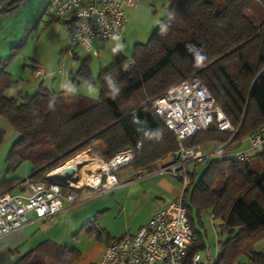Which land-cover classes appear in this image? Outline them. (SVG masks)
Instances as JSON below:
<instances>
[{"label": "trees", "instance_id": "1", "mask_svg": "<svg viewBox=\"0 0 264 264\" xmlns=\"http://www.w3.org/2000/svg\"><path fill=\"white\" fill-rule=\"evenodd\" d=\"M24 1L9 0L0 13L16 11ZM167 3L156 32L136 46L133 70H124L129 59L120 51L114 52L112 63L97 79L90 60L84 61L82 75L101 91L97 100L75 99L70 91L56 92L44 84L35 95L10 98L7 94L17 81L8 71L10 60L0 59V116L20 137L9 157L8 175L0 182V194L21 184L23 179L7 178L26 163L34 172L25 183L49 181L52 172L107 138L120 153L137 155L132 165L138 170L179 152L178 139L152 111L150 101L193 75L206 85L235 132L220 131L214 121L209 130L186 139L184 148L214 151L227 144L235 151L246 145L249 135L264 124V0ZM45 13L51 15L49 8ZM162 28L167 29L163 34ZM107 76L120 88L115 99L108 94ZM5 135L0 130V146ZM199 164L206 168L201 175L197 168L189 172L182 198L197 237L188 261L206 249L197 226H203L202 213L211 210L225 236L218 264H264V251L256 248L264 241V147L249 163H236L224 152ZM75 259L68 248L46 241L14 264H75Z\"/></svg>", "mask_w": 264, "mask_h": 264}, {"label": "built area", "instance_id": "2", "mask_svg": "<svg viewBox=\"0 0 264 264\" xmlns=\"http://www.w3.org/2000/svg\"><path fill=\"white\" fill-rule=\"evenodd\" d=\"M140 1L50 0L49 12L63 24L70 38L65 55L74 57L76 51L82 49L99 56L101 49L94 48L96 41L101 44L109 41L123 43L128 20L126 9L136 8ZM135 67L136 62L129 60L124 70L131 71ZM47 75L48 72L43 68L38 65L34 67L36 79H43ZM150 105L152 111L176 136L180 144V151L170 154L173 162L163 168L162 172L180 178L185 190L189 184L188 164L207 163L214 157L223 155L228 145L214 151H204L200 147L186 149L182 143L198 132L209 130L214 121H217L220 131L235 130L206 85L195 75L184 79L162 96L150 101ZM263 147L264 124L249 135L244 147L232 152V161L249 163L253 152ZM140 149L141 144L138 146V150ZM122 156L128 157V160L115 167V170L137 159L130 151ZM51 176V174L47 176L49 181H27L24 186L20 185L22 188L20 191L0 194V240L26 227L31 222L30 213H34L39 221L45 223L53 221L66 206L75 203L79 188L98 192L101 190V187L91 189L87 186L62 184ZM109 182L110 180L108 184ZM63 186L69 190L66 197ZM108 187L110 185L105 188ZM182 198L183 195L168 204L136 234L128 232L112 241L105 248L99 264H218L220 254L213 256L210 250L206 251L205 258L198 252L191 261H188L189 249L196 240V235Z\"/></svg>", "mask_w": 264, "mask_h": 264}, {"label": "rangeland", "instance_id": "3", "mask_svg": "<svg viewBox=\"0 0 264 264\" xmlns=\"http://www.w3.org/2000/svg\"><path fill=\"white\" fill-rule=\"evenodd\" d=\"M49 1L25 0L16 11L11 13L2 12L0 14V59L3 61L10 60L8 71L17 81L7 95L10 98L18 97L20 93L35 95L39 91L41 84H44L45 87L56 92H67L69 91L68 88L71 87L75 89L74 92L70 91L76 95L75 99L82 97L97 100L101 96V91L95 82L85 79L84 75H82L81 70L84 61L86 59L90 60L89 64L93 70L94 78L97 79L101 70L112 63L114 48H117L119 45L120 47L117 51L122 52L128 58L134 54L137 46L136 42L138 41L140 44L147 43L153 32H146L137 25H134L133 27L131 26L129 32V42H123L124 44H122L109 41L106 44V48L102 50L104 52L101 56H94L82 49H78L77 54L79 55V59L77 57H69L65 55V51L68 49L70 43L67 31L60 22L52 20L53 17L50 14H45V11L49 8ZM4 3L1 2V7L4 6ZM164 16L165 12L162 18ZM36 65L48 72V75L43 79L38 80L33 77L32 70ZM64 77H66V80H64ZM79 109H81L80 105L78 107L74 106V113L79 112ZM5 119L9 122L7 118ZM14 131L16 134L15 129ZM8 137L7 133L0 146V167H6L0 173V182L8 175L10 169L9 157L14 145L20 138L18 133L16 139L15 137H9L8 141ZM95 147L99 152V158L104 159L109 164L117 156L124 154L119 152L116 144H112L110 139L103 140L102 145L97 144L93 148ZM134 155L138 158L135 153ZM135 161L129 162V164L118 170H120V173L128 169L136 170V167L132 165ZM27 168L23 165L22 168H19L11 176L13 178L23 179L22 181L28 180L31 174L27 173ZM187 168L188 172H193V169L197 168L198 174L201 175L206 165L189 163ZM118 170L114 169L111 171V174L107 175L104 174L103 170H100L99 173L103 175L102 184L99 186L101 187L100 192L89 190L88 188H79L75 203L67 206L63 212L54 217L53 221L40 223L37 226L38 228L32 231H25V236H32L33 239H30V244L26 243L20 246L22 256L34 250V248L43 242L53 241L62 247L68 248L70 257L77 255L75 264H92V259L96 254L98 255L102 246L112 241L111 238H121L128 233L126 231L122 235L112 237L111 230L112 233L115 232V227L119 229L116 234L122 232V219L116 217L117 220H115L114 215L106 216L105 212L98 214L97 211L99 206L104 207L113 201L111 191L105 187L110 185L108 184L110 177ZM80 173L81 171L77 172V174ZM22 181L21 184L15 186L12 190L13 192L22 190L20 185L24 186L25 184V181ZM67 195H69L68 190L64 192V196L66 197ZM116 200H118V196ZM211 213L210 211L202 213V223L205 224V227L200 225L198 227L203 229L205 233L207 250L211 248L214 256H217L216 246L218 240H222V236L220 235L218 238L216 228L212 223ZM218 225L219 222H217V230L220 232L221 228ZM256 247L257 250L263 251L264 242H260ZM20 251L17 248L15 249L14 245L12 247L9 246L6 241L1 242L0 264H11L14 258L20 254ZM203 252L205 250H201L200 253L202 254Z\"/></svg>", "mask_w": 264, "mask_h": 264}, {"label": "crops", "instance_id": "4", "mask_svg": "<svg viewBox=\"0 0 264 264\" xmlns=\"http://www.w3.org/2000/svg\"><path fill=\"white\" fill-rule=\"evenodd\" d=\"M1 8L2 7H1V2H0V11H1ZM167 8H168L167 0H141L136 8L126 9L128 20L126 24V33H125L124 43L129 42V32L131 30V26L133 27L134 25H137L138 27H140L146 32H149V33L153 32L152 33L153 35L160 25L163 13L165 12L166 14ZM50 16L53 17L52 20H56L60 22L52 14ZM106 44L107 43L101 44L98 41L94 43V48L96 50L101 49V54L99 56L103 54L104 51L102 52V50L106 48ZM138 44H140V42L137 41L136 45ZM87 53L93 54L89 52ZM133 55L129 56L128 59L133 60L132 59ZM75 57L79 59V55L77 54V51L75 53L74 58ZM32 72H33L32 73L33 77L35 78L34 69L32 70ZM64 80H66V77H64ZM1 129L5 131L6 134L8 133V136L10 138L15 137L16 139L17 133L15 134V131L12 125L5 118L0 116V130ZM9 137H8V141H9ZM107 139H110L111 143L114 144L111 138H107ZM102 142L103 141H101L98 145H102ZM201 149H203L204 151H207L204 148H201ZM233 150L234 149L227 148L225 151V154L231 158ZM256 152L258 153L260 152V150L253 152V154ZM172 162H173V157L169 155L168 157L156 162L155 164L151 165L148 168H143L140 170L128 169L121 173H120V170H118L114 173L113 176L110 177V179L114 178L115 182L111 183L110 187L106 189L111 191L113 201H111L109 204H107L104 207L99 206L97 211H98V214L105 212L106 216L114 215L115 220H117L116 217H120L122 219V223H123L122 228H121L122 232H119L118 234L116 233L119 231V229L115 227L114 224L111 223L112 226L116 228V231L113 233L111 230V235L113 234L112 237H116V235H122L126 231L136 234L142 226L147 224L156 214L162 211L168 204L178 200L183 195L184 187L182 184V180L169 173L162 172V169ZM25 166L26 168L28 167L27 173L32 174L34 172V167L32 164L26 163ZM5 168H6L5 166L0 167V173L1 171H4ZM8 179H13V177L9 176ZM117 196H118V200H116ZM209 211L212 212L211 210ZM29 217H30L31 222L26 227L20 229L19 231L11 235H8L2 238L0 240V243L3 241H6V243L9 246L12 247V245H14L15 249L17 248L19 249V251H20L21 245L26 244V243L30 244L31 243L30 239L32 240L33 237L25 236L26 234L25 231L27 230L32 231L38 228L37 227L38 224L45 223V222L37 220L36 215L34 213H30ZM217 222H219L218 226L220 227L221 221L214 220L213 215H212V223H213V226L216 228L218 238L220 235L222 236V240L220 241L217 238L218 243L216 246V249H217L216 252L218 255L220 254V250L222 248V242L225 240V236L221 234L222 232H219L217 230ZM204 225L205 224H203V226ZM30 227L32 228L28 229ZM197 230L199 234L203 237V240L205 242V233L203 232V229L197 226ZM111 239L113 240L116 238H111ZM108 244H105L104 246L101 247L98 255L96 254V256L92 259L93 260L92 264H99V262L102 259L104 250L108 246ZM205 245H206V249H204L205 252H203L202 254L200 253L203 258L206 257V251H207L206 242H205ZM208 250H210V252L214 256V252L212 251V249L208 248ZM21 257H22V254L20 251V254L14 258L11 264H14Z\"/></svg>", "mask_w": 264, "mask_h": 264}, {"label": "bare ground", "instance_id": "5", "mask_svg": "<svg viewBox=\"0 0 264 264\" xmlns=\"http://www.w3.org/2000/svg\"><path fill=\"white\" fill-rule=\"evenodd\" d=\"M127 160L128 157L120 154L111 164L106 163L104 159L99 158V152L95 147L85 151L64 167L53 172L51 177L61 179L67 184L88 186L95 189L102 184L103 175L99 173L100 170H103L105 175L111 174L115 167L127 162ZM78 171L81 173L77 174ZM114 182V178H111L110 184Z\"/></svg>", "mask_w": 264, "mask_h": 264}, {"label": "clouds", "instance_id": "6", "mask_svg": "<svg viewBox=\"0 0 264 264\" xmlns=\"http://www.w3.org/2000/svg\"><path fill=\"white\" fill-rule=\"evenodd\" d=\"M166 30H167L166 28H162V29H161L162 34L165 33ZM119 47H120V46L118 45L117 48H114V49H113V52H116V51L118 50ZM192 47H193V46H189L190 49H191ZM200 59H202V57H201ZM105 80H106L107 86H108V88H109V90H110L108 94L111 96V98L115 99L116 96H117V95L119 94V92H120V88L117 86L115 80H114L111 76H107V77H105ZM69 91H73V92H74L75 89L69 87Z\"/></svg>", "mask_w": 264, "mask_h": 264}, {"label": "water", "instance_id": "7", "mask_svg": "<svg viewBox=\"0 0 264 264\" xmlns=\"http://www.w3.org/2000/svg\"><path fill=\"white\" fill-rule=\"evenodd\" d=\"M9 0H7L6 2H8ZM5 2V3H6ZM53 179H55V178H53ZM56 180H58L60 183H62V184H65L66 182L65 181H63V180H61V179H56Z\"/></svg>", "mask_w": 264, "mask_h": 264}]
</instances>
